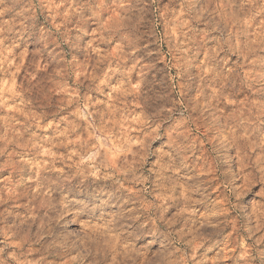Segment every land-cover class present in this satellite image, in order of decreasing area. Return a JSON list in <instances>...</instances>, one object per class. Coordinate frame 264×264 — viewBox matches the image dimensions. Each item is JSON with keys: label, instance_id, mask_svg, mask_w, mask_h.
<instances>
[{"label": "clouds", "instance_id": "obj_1", "mask_svg": "<svg viewBox=\"0 0 264 264\" xmlns=\"http://www.w3.org/2000/svg\"><path fill=\"white\" fill-rule=\"evenodd\" d=\"M0 264H264V0H0Z\"/></svg>", "mask_w": 264, "mask_h": 264}]
</instances>
